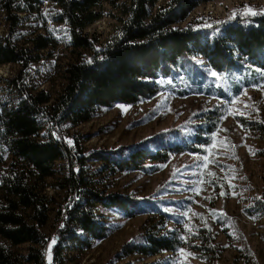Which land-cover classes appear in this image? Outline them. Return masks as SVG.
I'll return each instance as SVG.
<instances>
[{"label": "trees", "instance_id": "trees-1", "mask_svg": "<svg viewBox=\"0 0 264 264\" xmlns=\"http://www.w3.org/2000/svg\"><path fill=\"white\" fill-rule=\"evenodd\" d=\"M210 1L167 0L152 11L149 6L156 0H0L7 23V31L0 36V65L14 63L20 67L5 79L6 88L15 93V103L9 106L0 100L3 143L16 159L4 167L0 155V264H49L44 259L46 248L52 255L51 264H62L65 250L83 253L90 249L107 233L106 224L96 219L98 206L114 208L126 216L139 214L145 207L131 194L101 191L96 185L99 175L146 171L152 168L147 162H164L170 154L184 150L196 152L200 144L207 143V134L219 121V113L212 109L194 115V122L165 131L166 141L156 149L137 143L84 153L77 145V135L73 136L75 147L69 146L64 137L69 129L91 120L106 107L136 104L152 97L160 90L157 79L161 77L179 80L180 87L189 84L201 90L203 84L208 90L205 72L195 57L217 73L231 71L241 60L264 69V14L239 13L211 25L176 26L195 7ZM103 2L116 9L113 16L118 24L99 41L86 28L103 16ZM47 5L56 8L50 19L66 25L69 45L90 51L87 59L65 66L66 84L53 101L47 91L32 92L26 85V70L38 58L32 51L49 47L53 39L36 35L31 39L34 48L16 42L23 18L40 16ZM239 118L264 138L263 120ZM43 129L49 133L41 135ZM178 137L180 141L175 142ZM57 160L65 161L66 173L57 186L66 192L69 203L57 210L50 237L43 230L48 215L40 182L54 174ZM90 161L97 166L89 168ZM262 182L261 195L249 204L250 214H264V176ZM156 210L173 218L170 212ZM154 225H146L123 242L114 256L118 260L130 255L150 258L166 252L172 256L186 242L180 229L161 231L163 226L156 229ZM194 230L193 241L201 243L195 248L214 258L210 225ZM25 243V254L12 250ZM122 264H170V256L162 262Z\"/></svg>", "mask_w": 264, "mask_h": 264}, {"label": "rangeland", "instance_id": "rangeland-1", "mask_svg": "<svg viewBox=\"0 0 264 264\" xmlns=\"http://www.w3.org/2000/svg\"><path fill=\"white\" fill-rule=\"evenodd\" d=\"M166 1L156 0L149 8L153 11ZM47 7L40 16L23 18L16 42L34 48L31 39L36 35L53 39L49 47L32 51V55L38 58L26 70L27 87L32 92L47 91L53 101L66 84L65 66L87 59L90 51L69 45L66 25L51 20L50 15L56 8ZM246 7L261 12L264 0L201 3L176 26L211 25L239 13L244 14ZM101 9L103 16L86 28V31L95 33L99 41L112 33L114 25L118 24L113 16L116 9L108 2H103ZM6 31L7 23L0 11V36ZM194 60L205 72L208 90L203 84L200 85L201 90L189 84L180 87L179 80L161 77L157 79L160 90L152 97L136 104L115 103L91 120L68 130L65 142L69 145L71 140L69 146L75 147L73 136L77 135V145L84 153L137 143L156 149L165 143V131L168 129L196 121L194 115L200 111L212 109L219 113L217 127L207 134V143L200 144L199 151L184 150L170 154L164 162H147L154 169L146 171L124 170L112 175H99L96 185L101 191L131 194L145 206L144 210L134 216H126L114 208L98 206L96 219L106 224V236L96 240L83 253L65 250L62 264L162 262L169 256L170 264H264V214L248 212L249 204L262 192L264 138L251 126L243 125L239 118L264 121V69L241 60L231 71H223L218 73V77H213V71L202 59L195 57ZM19 68L14 63L0 65V100L7 101L9 106L15 103L16 96L6 88L5 79L14 76ZM40 133L46 135L49 130L43 129ZM174 141L179 142L180 137ZM0 155L4 167L16 161L3 143L1 127ZM87 166L94 168L97 164L90 161ZM65 173V161L57 160L54 162V174L40 182L48 215L43 230L50 237L57 210H63L69 203L66 192L57 186ZM156 208L172 213L173 218L159 214ZM153 224L156 229L163 226L161 231L180 229V235L186 242L172 256L169 252L150 258L130 255L118 260L114 256L123 242L142 232L146 225ZM205 224L210 225L213 235L214 258L195 248L201 243L193 241L195 227ZM27 245L13 246L12 250L22 255ZM49 251L46 248L44 252L47 263Z\"/></svg>", "mask_w": 264, "mask_h": 264}, {"label": "snow or ice", "instance_id": "snow-or-ice-1", "mask_svg": "<svg viewBox=\"0 0 264 264\" xmlns=\"http://www.w3.org/2000/svg\"><path fill=\"white\" fill-rule=\"evenodd\" d=\"M244 14H246V15L247 14H251V15L264 14V10H261V12H256L251 7H246ZM233 15H235V13H233ZM91 62H92L91 60L88 61V63H91ZM211 75L213 77H218L219 74L217 72L213 71L211 73ZM68 143H69V145H71V143H72L71 140H69ZM53 243H55V238H53ZM181 251H183V250H181ZM48 259H49V264H51V253H50V251L48 253Z\"/></svg>", "mask_w": 264, "mask_h": 264}]
</instances>
